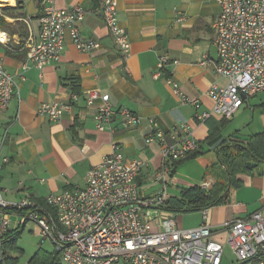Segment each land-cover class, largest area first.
Returning <instances> with one entry per match:
<instances>
[{"label": "crops", "instance_id": "obj_1", "mask_svg": "<svg viewBox=\"0 0 264 264\" xmlns=\"http://www.w3.org/2000/svg\"><path fill=\"white\" fill-rule=\"evenodd\" d=\"M41 2H0V12L3 7L11 9L5 16L0 13L7 24L4 29L0 27V34L6 37L5 43H0V64L15 84L8 107L0 113L3 198L11 202L30 198L44 204L50 195L84 187L88 170L113 152L125 163L141 162L136 177L140 195L155 196L164 186L163 182L154 180L163 159L161 146L147 138L157 129L168 132L178 124L190 126L200 149L194 157L173 166L166 176L167 201L174 202L183 189L200 187L208 181L213 183L207 191L224 190L226 173L220 163L221 144H246L252 136L261 134L264 115L260 105L264 101L249 104L246 98L226 122L217 116L202 124L193 119L197 111L211 107L206 96L209 87L214 83L224 84V80L212 73L211 66L217 60L213 28L219 14L216 0H118L117 19L130 42V55L125 61L103 20L91 13L98 6V0H54L57 9L78 6L87 12L77 25L80 37L96 40L99 46L80 52L66 32L64 50L57 62L41 69L28 64L24 70L26 48L37 39ZM160 56H165L168 63L161 76L154 78ZM204 57L206 64H201ZM167 77L189 99L199 101V110L178 101L171 86L165 83ZM90 89L107 94L114 111L126 109L140 117L142 123L125 127L123 118L116 114L110 130H96L93 116L97 104L87 106L84 99ZM52 102L69 105L60 120L50 121L37 114L41 104ZM4 158L8 159L6 163L2 161ZM250 164L236 175L237 185L231 187L228 180L227 189L220 193L223 203L200 210L172 212L176 226L196 228L206 211L211 237L224 249L226 224L264 208V163ZM216 183L219 186L215 187ZM168 202L165 209L170 206ZM9 220V232L20 229V235L13 245L4 249V258L7 264H18L19 256L24 253L18 241L26 223L31 221L15 213L9 214ZM31 223L32 233L39 242L27 264L38 252L53 253V246L42 239L38 227ZM4 254L0 264H6ZM224 254L225 251L222 262Z\"/></svg>", "mask_w": 264, "mask_h": 264}, {"label": "built area", "instance_id": "obj_2", "mask_svg": "<svg viewBox=\"0 0 264 264\" xmlns=\"http://www.w3.org/2000/svg\"><path fill=\"white\" fill-rule=\"evenodd\" d=\"M53 2H41L37 39L26 48L24 70L28 64L41 69L57 62L64 50L66 32L80 52L99 46L96 40L80 37L77 25L83 21L85 10L78 6L57 9ZM216 2L219 14L213 28L217 60L211 66L212 73L224 80V84L214 83L207 90L211 107L194 114L198 124L212 116L229 120L246 98L264 92V0ZM117 7L118 0H98L91 13L103 20L125 61L130 55V42L118 22ZM5 39L0 34V43H5ZM167 63L165 56L158 58L154 78L161 76ZM201 64H206L205 57ZM165 83L171 86L180 103L199 110V101L189 99L171 78H165ZM14 86L12 76L0 64V113L8 107ZM84 99L87 106L97 104L93 119L98 131L110 130L116 114L123 118L125 127L142 123L140 117L126 109L114 111L109 96L97 89L87 90ZM68 109L66 104L44 103L38 107L37 114L57 121ZM147 140L161 146L163 159L154 180L163 182L164 186L155 196L140 195L136 177L141 162L125 163L116 152L88 170L84 187L48 196L46 207L30 198L6 201L0 190V261L3 236L9 231V214L15 213L38 227L42 239L53 246L63 264H221L224 249L211 237L206 211L198 227L181 229L176 226L174 214L164 208L168 198L166 176L174 163L185 160L199 146L190 126L178 124L168 132L157 129ZM2 161L6 163L8 159ZM212 183L203 182L200 188L206 191ZM226 229V244L237 261L264 264V208L245 219L230 221Z\"/></svg>", "mask_w": 264, "mask_h": 264}, {"label": "trees", "instance_id": "obj_3", "mask_svg": "<svg viewBox=\"0 0 264 264\" xmlns=\"http://www.w3.org/2000/svg\"><path fill=\"white\" fill-rule=\"evenodd\" d=\"M11 9L9 7H3L1 9L2 15H7ZM7 24L5 23L3 17L0 15V27L2 29L6 28ZM262 114L264 115V103L260 105ZM224 122L225 119L223 120ZM200 146L193 153L189 154L186 159L190 157H194L199 152ZM185 159V160H186ZM184 161V160H183ZM182 162V161H181ZM256 162L257 164L264 163V131L261 134L252 136L250 140L246 144H231L227 146L226 144H221L220 150V163L225 169L226 177L224 190L227 189L228 180L230 181V186L233 187L238 184V180L236 179V175L246 170L247 163ZM180 163V162H178ZM178 163H174L175 166ZM219 186L218 183L215 184V187ZM224 190H218L217 193L210 188L209 191L202 190L200 187H194L190 189H183L180 194L179 199H175L172 203L168 202L167 209L171 212L174 211H194L200 210L205 207L215 206L224 202V197H220V193ZM42 206H47L45 203H41ZM172 205V207H171ZM20 229L14 231H8L3 236V243L1 246V250L4 254V249L13 245L14 241L19 237ZM5 257V254L3 258ZM6 260V261H5ZM4 262L7 264V259L4 258ZM59 255L53 251L51 254H45L42 252H38L28 264H60ZM257 264V263H253Z\"/></svg>", "mask_w": 264, "mask_h": 264}, {"label": "rangeland", "instance_id": "obj_4", "mask_svg": "<svg viewBox=\"0 0 264 264\" xmlns=\"http://www.w3.org/2000/svg\"><path fill=\"white\" fill-rule=\"evenodd\" d=\"M247 101L249 102V104L264 101V92L258 95H254L253 97H248ZM249 108L245 110H249ZM32 229V223H26L25 230L23 231L18 241V246L24 251V253L19 256L18 264H27L29 257L35 252L34 248L35 245L39 242V239L32 233ZM224 249L225 254L222 264H240V262L236 260L235 256L232 254L231 250L227 245L224 246Z\"/></svg>", "mask_w": 264, "mask_h": 264}, {"label": "bare ground", "instance_id": "obj_5", "mask_svg": "<svg viewBox=\"0 0 264 264\" xmlns=\"http://www.w3.org/2000/svg\"><path fill=\"white\" fill-rule=\"evenodd\" d=\"M9 0H0L1 3H5V2H8ZM11 2V1H10Z\"/></svg>", "mask_w": 264, "mask_h": 264}, {"label": "water", "instance_id": "obj_6", "mask_svg": "<svg viewBox=\"0 0 264 264\" xmlns=\"http://www.w3.org/2000/svg\"><path fill=\"white\" fill-rule=\"evenodd\" d=\"M251 164L250 163H248L247 164V166H250ZM256 166V164H252V167H255Z\"/></svg>", "mask_w": 264, "mask_h": 264}]
</instances>
